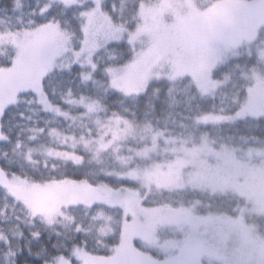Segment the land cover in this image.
<instances>
[{
	"label": "rangeland",
	"instance_id": "rangeland-1",
	"mask_svg": "<svg viewBox=\"0 0 264 264\" xmlns=\"http://www.w3.org/2000/svg\"><path fill=\"white\" fill-rule=\"evenodd\" d=\"M263 24L264 0H152L140 5L133 27L116 25L108 17L96 31L85 35L79 48L87 56L94 43L100 50L105 40L119 38L128 44L143 40L144 47L132 60L112 67L116 80L113 90L119 87L123 95L124 89L129 90L127 96L140 94L154 80L176 81L184 77L199 89L207 86L213 80L212 71L231 57L250 53L253 48L264 59V39L257 41ZM6 35L0 33V41L11 52L23 55L19 60L13 58L11 67L0 69V111L14 104L20 92L38 88L45 73L72 58L69 34L59 26L22 30L15 36V44L12 36L5 40ZM250 79L252 83L238 110L229 115L203 114L198 122L260 117L264 113V72L253 70ZM216 82L218 88L220 82ZM215 90L201 95L211 96ZM75 98L78 97H67ZM87 98L85 103L97 101ZM66 104L61 111L67 116L55 111L47 113L64 123L70 133L62 128L58 131L73 139L61 146L60 138L49 130V142L59 145V149L41 147L31 154L51 158L50 153L58 151L68 155L82 151L88 158L82 159L81 165H105L106 175L138 186L136 190L115 189L69 179L37 184L0 169V186L31 216L41 218L47 225H51L49 219L54 223L58 215L66 217L59 212L62 208L79 204L101 206L94 219L105 225L114 221L116 212L122 215L120 241L111 254L90 256L80 246L74 247L66 258L67 264H74L73 258L75 264H163L173 258H178L179 264H264V232L249 221L251 217L264 219V145L241 151L226 145L216 149L204 136L200 144L189 146V139L172 137L150 125H137L107 113L101 103L92 112L77 104ZM205 115L231 119H200ZM57 158L74 164L63 155ZM181 191L230 193L243 202L239 199L242 203L230 216L198 212L197 207H208L199 200L176 205L158 201L160 195ZM104 207L112 208V215L103 213ZM110 226L99 233L105 234Z\"/></svg>",
	"mask_w": 264,
	"mask_h": 264
},
{
	"label": "trees",
	"instance_id": "trees-1",
	"mask_svg": "<svg viewBox=\"0 0 264 264\" xmlns=\"http://www.w3.org/2000/svg\"><path fill=\"white\" fill-rule=\"evenodd\" d=\"M150 1L152 0H110L111 3H115L117 8L121 10L123 20L119 18L113 20L111 17L110 19L116 25L133 27V24L137 22V12L140 5ZM0 2H2V0H0ZM49 3L58 4L60 2L57 0H21V5L24 11H27L29 6L43 8ZM103 3L104 0H102L101 5H103ZM24 19L27 20L28 17L25 16ZM59 27L69 34L71 48L73 49L74 46L79 48L82 39L79 35H74L73 26L68 25ZM33 28L35 27L24 28L22 30ZM262 39H264V24L258 34L257 41ZM122 42L125 44L124 49L119 47H112L107 50L104 48L100 49L97 54V62L104 63L109 57L114 56L117 60L112 62V67L121 66L132 60L139 49L144 47L143 40H140L135 44H128L124 40H122ZM124 51H127L128 55L126 59L120 60L119 58ZM257 52V50L251 48L250 53H240L236 57L227 59L225 62H238L241 71L238 74L226 71L221 72L219 77L215 78L216 81L220 82V86L211 96L201 95L202 98L192 99L189 89L194 85L187 77L180 78L176 81L154 80L146 87L148 90L147 97H144L143 95H139L138 97V94L127 96L122 93L116 96H103V89L105 87H99V85L106 83L99 77H95V84H93V82L85 83L81 80L80 86L83 87L82 90H79L78 87L73 84L72 96L70 97L85 95L87 97L95 98L100 101L107 113L116 114L137 125H150L155 130L164 131L167 135L172 137L186 140L189 139V146L200 144L202 137L205 136L216 149L221 145L229 146L238 151L246 148L257 149L264 145V124L256 126L255 120H264V113L260 117H246L234 122L204 124L199 123L197 120L200 116L207 113L229 115L235 112L227 111L229 108L235 107L236 110H238V108L241 107L246 98L247 88L252 83L250 79L251 71L259 70L264 72V59L259 58ZM9 53H12L11 50L4 46L3 49H0V58L8 56ZM249 57L254 58V63L248 62ZM67 63H69V61L60 64L63 66ZM60 66L61 65H58L57 67ZM218 67H221V64L212 71V74L216 72ZM6 68L9 67H0V69ZM52 70L53 69L45 73L41 77V80L51 73ZM212 78L214 79L213 75ZM58 79L59 76H56L53 79V86L57 88V95L63 94L66 98L69 97L67 88L64 85H58L56 83ZM90 87L99 89L100 95L96 94L90 89ZM25 92L26 91L20 92L17 101L14 104L5 107V109L10 108L11 112L4 116V128L0 129V131H3L4 134L7 135L9 124H11L16 130L13 131L12 136L9 137L8 140H0V159H4L6 153L8 159L17 165V170L13 171L12 169H5L3 165H0L2 171L9 175H14L37 184L69 179L76 181L85 180L92 185L102 183L115 189L122 187H127L133 190L138 189L137 184L134 182L106 175V173L103 172V170H105V165L95 164L94 166L85 162L78 166L81 175L77 177L73 174V169L77 168L76 165L54 156L48 158L41 154H31L33 150H38L41 147L59 149V145H56L53 142L50 143L48 140L47 135L49 134L50 129L60 130L62 128L66 133H70V131L69 129H64L65 124L59 120L57 122L51 114L42 110L36 111V109H41L40 106L29 103L30 97L25 96ZM213 96L215 97V100H213ZM138 98L141 109L139 111L137 108ZM67 105L68 104L64 103L61 104L60 107L66 109ZM153 105H155V111H153ZM20 112L24 114L23 119L18 114ZM237 121L243 122L236 123ZM77 153L80 154L83 160L88 158V155L84 154L82 151H78ZM105 162L108 164L109 160ZM45 165L48 167L46 168ZM53 165L56 167V172L50 177V168ZM33 173L36 174L34 175ZM160 197L161 198L158 200L160 203H172L173 205L178 204L180 201L182 204H186V202H198L197 200H199L200 203L208 204V207L202 210L197 207L198 212L204 213L206 211H212L214 213L230 216L235 215L236 208L240 206L239 203L243 202L240 198L230 193L210 195L198 191H181L171 194L170 196L166 194L163 196L160 195ZM13 201H16L17 203L13 204ZM146 201V204L151 206L148 200ZM99 207L101 206L95 204H79L71 207H64L59 212L66 215V217L58 215L54 223H51V225H47L41 221L33 223L32 216L24 205L15 199L5 188L0 186V225L6 226L4 232L5 235H9L8 228H12L13 231L17 232L22 230L14 228L9 223V221L15 216L22 217L23 225L31 227L34 231H44L53 236L59 234L62 238L74 237L76 234V225L79 224L81 226L80 231L84 234V238L88 239L90 243L87 248H84L82 245H74L73 248L80 246L87 255L104 257L111 254L112 249L120 241L122 215L119 212H116L114 215V221L112 220V222L109 223L111 226L108 227V232L101 235L99 230L101 231V229L106 228L109 225H105L106 222L100 223L97 219H94V214L97 213ZM111 209L112 208L104 207L101 210L103 213L106 212L109 215H112ZM67 217H69V220H65ZM263 220L264 219L261 217H251V219H249L250 222L254 221V224L258 225L259 232H264V226H261L262 223H264ZM16 239L19 241L23 238L17 236ZM59 243L63 244V239H61ZM25 245L27 246L26 241ZM137 245L139 246L138 242ZM32 248L34 254L36 252L42 253V245L34 243ZM13 251H15V248H13ZM70 253L65 257V260L70 256ZM11 260L12 257L6 259L4 253L0 252V264H11Z\"/></svg>",
	"mask_w": 264,
	"mask_h": 264
},
{
	"label": "snow or ice",
	"instance_id": "snow-or-ice-1",
	"mask_svg": "<svg viewBox=\"0 0 264 264\" xmlns=\"http://www.w3.org/2000/svg\"><path fill=\"white\" fill-rule=\"evenodd\" d=\"M28 19L25 20L24 17ZM111 17L113 20L119 18L123 20V14L120 9L117 8L115 3H111L110 0H104L101 5V0H61V3L52 4L49 3L43 8L28 7L27 11H24L21 5V0H2L0 2V33H6L5 40L8 36L13 37L12 43L15 44V36L20 34L24 28L40 27L45 25L55 29L57 26L72 25L74 28V35H79L81 39L90 31H96L98 25L102 26L106 19ZM87 44V41H84ZM4 41H0V47H4ZM102 47L107 50L112 47L125 48V44L119 38L114 40H105ZM99 53V47L94 43L89 50L87 56H83L80 48L74 46L72 49V58L66 65L53 68L52 72L46 75L41 81L40 86L35 90H28L24 93L25 96L30 97L29 103L42 106V110L55 111L60 115L67 116V112L61 111V104L71 103L77 104L82 108H85L87 112H92L96 108L100 107V101H92L85 103L87 97L79 96L78 98L68 100L63 94L57 95V88L53 86V79L59 76L56 81L58 85H64L68 90V96H72V85L75 84L79 90L83 87L80 86V81H92L95 84L94 77H99L104 80L108 85L103 89V96H116L120 94V88L113 86L116 85L114 78L115 73L112 68V62L117 60L116 57H109L104 63L97 62V54ZM23 53L17 55L15 51L9 53L8 56L0 58V67H11L13 58L19 60ZM128 53L124 51L119 58L120 60L126 59ZM254 63V58L249 57V61ZM247 63V62H246ZM230 72L238 74L241 71L240 64L228 62H222L221 67L216 69L213 73L214 79L202 88H195L193 86L189 89L192 99L202 98L201 94H207L213 92L217 88V82L215 78H218L221 72ZM96 94L100 95V90L95 87H90ZM124 94L127 95L129 90L124 89ZM147 97L148 90L145 89L142 94ZM213 100L215 97L213 96ZM58 101V102H57ZM138 111L141 110L139 106V98L137 101ZM41 109H36L40 111ZM153 111H155V105H153ZM227 111H236V108H229ZM11 109H4L0 111V129L4 128L3 118L5 115L10 114ZM23 119L24 114L18 113ZM83 114V113H82ZM203 121L208 120H228L231 116H209L205 115L201 117ZM243 121H237L236 123H242ZM264 124V120L256 119L255 125L260 126ZM234 126V125H232ZM16 129L9 124L7 128V135L3 131H0V140H8L12 136L13 131ZM91 131V130H89ZM50 133L60 138L61 146L64 145L66 140H71L73 137L67 134H61L57 129H50ZM83 140V136L80 138ZM87 145V141H84ZM74 147V145H73ZM50 155L68 159L70 158L77 168L73 169V174L77 177L81 175L78 166L82 163V157L79 153L75 155H68L60 151L50 153ZM0 165H3L5 169L17 170V165L11 162L7 154L5 153L4 159H0ZM47 168L48 166L45 165ZM56 172V167L53 165L50 168V177ZM34 175L36 173H33ZM42 175V173H41ZM13 201V204H16ZM7 207V206H5ZM41 218L33 215V223H38ZM9 223L16 229H22L21 231H13L12 228H8L9 235H5V227L0 225V252H3L6 259L12 257L11 264H67L65 257L69 255L74 245H82L84 248L89 246L90 241L84 238V234L80 231V225H76V234L72 238H62L59 234L53 236L45 233L44 231H34L31 227L23 225L22 217L15 216L9 221ZM48 223L51 224L52 220L49 219ZM22 237L23 239L17 240L16 237ZM63 239V244L59 241ZM27 242V246L25 245ZM42 245V253H33V244ZM15 248V251H13ZM75 264V258H73ZM163 264H179L178 258H173L169 261H164Z\"/></svg>",
	"mask_w": 264,
	"mask_h": 264
}]
</instances>
